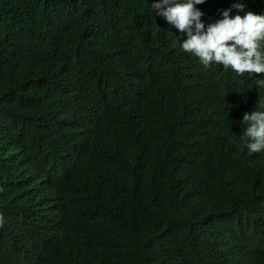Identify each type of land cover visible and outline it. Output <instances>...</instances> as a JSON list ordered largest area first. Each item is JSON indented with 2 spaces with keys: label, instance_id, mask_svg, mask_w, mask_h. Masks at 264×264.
<instances>
[{
  "label": "trees",
  "instance_id": "trees-1",
  "mask_svg": "<svg viewBox=\"0 0 264 264\" xmlns=\"http://www.w3.org/2000/svg\"><path fill=\"white\" fill-rule=\"evenodd\" d=\"M230 1L197 5L207 12L202 22ZM152 2L0 0V135L8 141L0 154V264H264V167L247 162L236 112L253 99L245 92L251 80L204 69L180 52L177 38L187 34L155 16ZM261 2L232 5L261 14ZM67 7L133 33L130 57L147 61L151 91L123 97L119 107L100 98L119 80L84 50L83 37L95 32L79 25L51 36V16ZM73 68L77 80L63 85ZM68 96L84 106L80 118L93 114L96 124L85 147L64 138L69 152L52 135V106ZM187 171L206 187L218 189L222 175L225 188L236 189L224 223L176 229L174 200L191 199ZM50 185L69 187L57 193L56 228L16 239L11 233L26 228L33 211L27 194Z\"/></svg>",
  "mask_w": 264,
  "mask_h": 264
},
{
  "label": "clouds",
  "instance_id": "clouds-1",
  "mask_svg": "<svg viewBox=\"0 0 264 264\" xmlns=\"http://www.w3.org/2000/svg\"><path fill=\"white\" fill-rule=\"evenodd\" d=\"M236 1L239 0L210 9L208 13L211 22L207 25L201 19L207 12L197 8V5L204 4L206 0H155L151 3V9L155 16L164 18L176 30L187 34V38H177L180 52L196 59L204 69L218 68L239 79L251 80V86L245 92L253 99H244L236 112L237 116L243 117L240 122L243 127L241 138L245 144L243 149L247 162L264 167V2H261L262 7H258L261 14H256L249 11L244 3L232 5ZM93 15L94 18L87 17L83 8L67 7L57 11L50 18L51 36L57 40L60 31L67 27L89 25L86 30H93L95 38L87 41L83 37L89 45L84 50L93 58H98L97 62L119 80L114 88L101 94L100 98L108 99L111 107H119L125 103L123 97L130 98L135 94L144 97L148 90L151 91V72L144 58L130 57L134 44L133 33L120 31L114 26L112 28L110 24L99 20L94 12ZM92 21L101 22L100 26L90 25ZM70 71L63 76V85L67 81L77 80L76 69ZM56 100V104L52 106L58 110L55 114L58 121L52 128L54 145L62 146L68 151L63 140L65 137H72L76 145L85 147L96 131L95 115L82 120L80 112L84 111V106L75 98L68 96ZM58 141L61 143L58 144ZM7 142L0 135V154ZM182 175L187 178V193L191 199L174 200L173 223L176 229L182 227L186 230L190 228V232L204 231L209 220L224 223L230 199L239 196L234 187L225 188L223 185V181L228 179L220 175L221 184L216 189L211 185L206 187L203 179L190 171ZM68 190V186L54 188L50 185L45 187L44 193L40 190L31 196L27 192L28 204L31 208L33 206V211L27 217L26 228L18 226L11 234L20 239L27 233H32V228L43 237L50 234V228H56L54 212L59 209L57 193L63 196ZM22 192L26 193L25 190ZM2 219L0 217V223ZM3 225L1 224L0 231ZM224 250L226 251V247Z\"/></svg>",
  "mask_w": 264,
  "mask_h": 264
}]
</instances>
